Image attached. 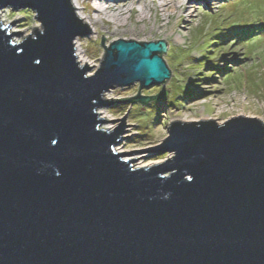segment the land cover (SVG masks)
Wrapping results in <instances>:
<instances>
[{"label":"water","instance_id":"1","mask_svg":"<svg viewBox=\"0 0 264 264\" xmlns=\"http://www.w3.org/2000/svg\"><path fill=\"white\" fill-rule=\"evenodd\" d=\"M6 8L31 10L38 27L16 42L19 18L0 21V264H264L261 120H175L159 145L119 153L126 114L97 110L168 97L140 94L170 80L168 42L106 46L102 35L90 74L75 40L92 30L72 0H0ZM136 83L137 95L105 99ZM143 151L169 156L140 168L123 158Z\"/></svg>","mask_w":264,"mask_h":264},{"label":"rangeland","instance_id":"2","mask_svg":"<svg viewBox=\"0 0 264 264\" xmlns=\"http://www.w3.org/2000/svg\"><path fill=\"white\" fill-rule=\"evenodd\" d=\"M144 1L145 5L142 0H121L116 6L108 0H79L82 12L94 20L92 34L77 38L78 53L91 66L90 74L100 67L102 35L106 46L119 38L165 40L169 44L163 57L172 70L170 80L140 91L141 95H156L170 88L168 97L145 104L118 101L97 110L106 120L126 114L125 124L129 126L125 136L129 137H124L115 150L122 153L157 146L168 136L170 123L175 120L215 119L223 124L241 115L264 123V0H208L207 4L201 0ZM14 19L18 20L11 31H24L15 37L16 42L38 27L31 10H0L4 25ZM138 89V83L115 88L105 99L135 96ZM120 122L108 121L101 128L113 130ZM168 156L143 151L123 158H139L133 165L140 168L160 164Z\"/></svg>","mask_w":264,"mask_h":264},{"label":"bare ground","instance_id":"3","mask_svg":"<svg viewBox=\"0 0 264 264\" xmlns=\"http://www.w3.org/2000/svg\"><path fill=\"white\" fill-rule=\"evenodd\" d=\"M100 1H103V0H100ZM109 2H113L116 6L119 5L121 3V0H108ZM143 2L141 4L145 5V1L142 0ZM200 0H194V2H198ZM182 2V1H181ZM201 2H204V3H208V0H201ZM72 4L74 7H76V14L78 15L79 18H81L84 22H87L88 25L91 27V29H93V23H94V20L92 17H89L87 15H85L84 12H82V10H84L82 4H80L79 0H72ZM107 4V1L106 3ZM121 22V21H120ZM122 25V24H120ZM80 46L79 44V39H76L75 40V48H76V52H77V55H78V60L80 61L81 64H85V62L87 63V61H85L81 56H80V53H78V47ZM89 66V64H88Z\"/></svg>","mask_w":264,"mask_h":264},{"label":"trees","instance_id":"4","mask_svg":"<svg viewBox=\"0 0 264 264\" xmlns=\"http://www.w3.org/2000/svg\"><path fill=\"white\" fill-rule=\"evenodd\" d=\"M159 97H161V96L158 95L156 98L159 99ZM161 99H163V98H161Z\"/></svg>","mask_w":264,"mask_h":264}]
</instances>
